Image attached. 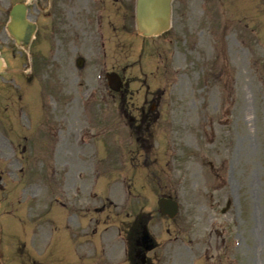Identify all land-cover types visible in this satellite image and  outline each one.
<instances>
[{
	"label": "rangeland",
	"instance_id": "1",
	"mask_svg": "<svg viewBox=\"0 0 264 264\" xmlns=\"http://www.w3.org/2000/svg\"><path fill=\"white\" fill-rule=\"evenodd\" d=\"M183 3L180 31L142 50L118 15L77 50L69 0H52L53 30L31 47L13 55L6 41L0 264H128L138 217L147 264H264V0ZM104 64L127 91L107 89ZM161 196L179 202L175 218Z\"/></svg>",
	"mask_w": 264,
	"mask_h": 264
},
{
	"label": "flooded vegetation",
	"instance_id": "2",
	"mask_svg": "<svg viewBox=\"0 0 264 264\" xmlns=\"http://www.w3.org/2000/svg\"><path fill=\"white\" fill-rule=\"evenodd\" d=\"M70 5L68 6L67 19L68 22L66 24L68 28V43H73V46L79 50L83 44H80L76 38L78 36L83 38L85 41L89 39L91 32H95L97 30H102L104 28L108 30L117 31V18L116 16H124V25L123 31L132 30V22L134 20V5L133 0H114L115 6L108 7L107 3L104 4V7H98V3L100 0H69ZM18 1L9 0L7 3L5 0H0V49L2 50L3 42L11 41L14 47H19L16 45L14 39L11 37L7 30L8 22L10 20V12L12 6ZM184 0H174L173 2V16H172V25L175 31H180V26L182 19L185 17L186 12L185 8H183ZM186 3V2H185ZM34 6L31 8L28 6L29 14L31 10L41 11V6H44L45 14L41 19L37 14H30V18L37 24V30L41 29L43 23L45 24L46 32H50L53 30V14L51 11L52 8V0H44L41 3L33 2ZM106 5V6H105ZM50 10V11H49ZM40 15L42 13L40 12ZM113 18L114 21L110 22V18ZM43 20V22L41 21ZM119 21V20H118ZM119 29L120 26H119ZM104 36V35H103ZM7 37V38H6ZM80 44V46H79ZM13 47V48H14ZM128 85V83H127ZM128 90V88H127ZM134 93V92H132Z\"/></svg>",
	"mask_w": 264,
	"mask_h": 264
},
{
	"label": "water",
	"instance_id": "3",
	"mask_svg": "<svg viewBox=\"0 0 264 264\" xmlns=\"http://www.w3.org/2000/svg\"><path fill=\"white\" fill-rule=\"evenodd\" d=\"M24 12L25 9L23 6H18L13 11L14 23L11 24L10 29L17 38L21 29L17 26L16 22L19 21L20 15L24 16ZM171 13L172 0H137L136 17L139 31L146 36L161 34L170 27ZM1 65L2 60L0 59V66ZM112 79H114L113 76ZM114 81H117L118 83L115 88H119L121 86L119 84V78L116 77V80L114 79ZM159 203L163 213H169L172 217L176 215L178 210V204L176 202L163 198Z\"/></svg>",
	"mask_w": 264,
	"mask_h": 264
}]
</instances>
